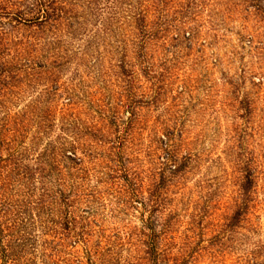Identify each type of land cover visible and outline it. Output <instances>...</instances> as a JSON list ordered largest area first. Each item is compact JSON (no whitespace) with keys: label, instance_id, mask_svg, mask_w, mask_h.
Here are the masks:
<instances>
[{"label":"rangeland","instance_id":"obj_1","mask_svg":"<svg viewBox=\"0 0 264 264\" xmlns=\"http://www.w3.org/2000/svg\"><path fill=\"white\" fill-rule=\"evenodd\" d=\"M85 1H57L71 19L44 28L0 10V134L7 123L12 138L9 129L24 116L31 124L26 142L37 147L31 159L49 145L75 153L77 167L67 159L26 164L53 188L77 187L69 212L89 242L74 246L73 234L61 230L39 236L18 264H154L148 223L153 218L158 229L170 211L175 241L161 243L169 249L162 264H264V16L252 0H152L149 18L161 35L144 50L145 71L132 25L109 22L106 0H97V13L80 8ZM33 2L0 5L14 13ZM167 146L191 159L170 181L164 173L166 210L151 214L142 202L161 182ZM249 171L255 184L247 215L211 245L241 203ZM132 189L142 202L131 201ZM191 228L201 245L183 252Z\"/></svg>","mask_w":264,"mask_h":264},{"label":"trees","instance_id":"obj_2","mask_svg":"<svg viewBox=\"0 0 264 264\" xmlns=\"http://www.w3.org/2000/svg\"><path fill=\"white\" fill-rule=\"evenodd\" d=\"M57 1L59 0H34L33 3L25 6V9L18 8L14 13L7 12V7H1V5L0 10L3 11L1 14L13 17L18 23L38 24L41 28L53 27L58 23L71 19L62 9L57 7ZM252 1L255 3L254 9L256 12L264 16V0ZM98 3L97 0H86L79 7L84 6L91 13H97ZM106 4L109 5L105 8L109 11V22L119 23L121 20H126L132 25V38L141 49L139 51L140 65L143 70H149L151 66L144 50L150 43L159 39L158 36L161 35L156 28L157 25L149 18L150 14L156 11L153 10L156 2L152 0H106ZM81 20H84V18H81L77 13V26H82L85 22L80 23ZM165 31L167 32V29L163 32ZM162 38L170 39L169 35H165V33ZM178 38L179 35L174 33L172 40ZM132 117L133 113L130 118L131 121ZM40 118L41 121L37 124L36 132L38 135L44 134L46 129L45 120H42V117ZM24 120H26L24 116L22 120H14L12 128L9 129L13 132L12 138L6 139L5 135L9 127L7 123L3 125L0 134V264H18L22 253L36 248L37 237L49 234L63 235V233L58 232L59 230L68 234L66 237L73 234L70 238L74 246L80 242L85 245L89 243L85 238L87 236V233L84 232L85 227L82 226L81 231L77 233L76 220L72 216L73 213L69 212L77 198V187L71 185L66 189L65 187L53 188L43 182L46 177L41 175L40 178L36 179L32 169L26 164L32 160L35 163L48 165V160H50V163L52 162L55 165L56 163L62 164L63 159H67L77 167L75 153L69 155L68 150L63 148L58 149V151L54 148L51 150L52 147L49 145L43 149L42 153L38 154L36 159H31L37 147L26 142L31 124L29 120H27V123ZM166 133L171 134L170 131ZM166 135L168 136V134ZM31 141L33 143L34 138ZM167 142H169L168 139ZM170 147L167 146L169 152L162 163L161 182L153 187L154 190L150 194V198L142 202L140 194L132 189L133 193L131 195L133 198L131 201L133 203L141 201L145 209H152L151 214L166 210L164 198L162 195L160 196V192H162L160 189H165V183L180 174L191 159L190 155L180 159L172 149L169 150ZM48 166L52 167L53 165L49 164ZM36 171L40 174L43 173L41 168L36 169ZM165 172L170 175L167 181L163 176ZM254 184V174L249 171L244 176L240 187L241 203L235 205L221 232L211 236L208 241L211 245H218L226 232L231 233L240 226L248 213ZM176 216V212L170 211L168 215L162 218V222H159L158 229L154 226L155 220L150 218L148 228L150 227L151 234L147 237L146 246L149 251L148 254L156 257L154 264H162L168 260L166 257L169 250L168 246L161 245V243L168 239L169 241H175V237H171V235L173 236L172 223L176 220ZM187 232L194 236L192 238L186 236L183 246L180 248L183 252L195 244L193 243L195 238L202 240L201 234L195 235L192 228L187 229ZM200 240L195 244L198 245L197 247H199V244L201 245ZM193 251H195V248H192L190 253L185 254L184 257H187V259L192 258ZM179 260V258H175L173 260L175 261L174 264H182L186 261L185 258L181 259V262Z\"/></svg>","mask_w":264,"mask_h":264}]
</instances>
